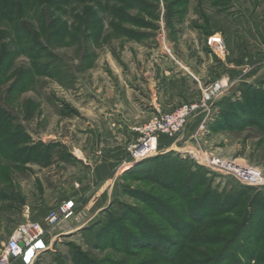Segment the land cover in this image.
Segmentation results:
<instances>
[{
	"label": "trees",
	"instance_id": "obj_1",
	"mask_svg": "<svg viewBox=\"0 0 264 264\" xmlns=\"http://www.w3.org/2000/svg\"><path fill=\"white\" fill-rule=\"evenodd\" d=\"M78 1L83 2L84 7L79 11H82L81 15L74 17L80 25L77 33L82 35L92 25L93 11L85 4L86 0ZM104 1H123L128 8L140 9L141 13H145L153 21L159 19L156 7H151V12L147 11L148 5L142 0ZM209 1L212 6L224 10L223 0ZM187 2L188 0H176L171 5L182 7ZM67 3L68 0H0V26L10 25L15 45L20 46L21 53L27 55L32 62L31 70H21L13 78L6 92L10 93L9 96L26 91L33 82L34 75H56L61 83L60 78L65 73L57 60L42 63L39 60L46 52V48L41 45L42 38L51 42L54 31L61 33L67 29L62 19L52 12L61 11ZM56 7L60 9H55ZM104 10L115 16L119 13L113 6H104ZM30 14H33V20H37L39 24L38 32L34 30L32 20L27 17ZM122 15L124 22L134 28H157L125 15L123 18ZM183 15L184 11L171 12L167 6L163 13L165 25L169 26L170 20ZM114 29L126 33L132 40H139L142 35L116 26ZM205 33L209 34L207 30ZM6 46L2 47L5 53L0 59V84L10 70V65L6 67L10 54L6 52ZM237 92L239 99L234 102L228 96L217 103L219 114L209 129L236 132L256 128L264 133V83L242 84ZM28 118V114L19 118L14 111L0 104V162L3 160L5 167L23 173L27 164L49 166L55 155L59 160H70L59 145L29 141L21 126ZM174 156L173 152L158 155L129 166L124 171L125 176L155 185L154 195L143 194L140 198L145 209L136 210L131 206L118 205L111 210L110 207L118 196L117 190L116 197L101 213L103 221L97 220L81 229L89 251H108L112 255H118V258L113 260L109 254L99 259L90 252L72 248L71 264H126L127 259L141 256L142 252L146 253L144 264H264V189L236 186L230 190L218 191L212 187V180L207 178L203 169ZM170 169L175 172L170 173ZM2 181L9 184L11 182L0 168V184ZM7 193L8 190L4 189L0 192V197H12V193ZM15 198L18 202L19 197ZM10 208L14 209L12 206Z\"/></svg>",
	"mask_w": 264,
	"mask_h": 264
},
{
	"label": "rangeland",
	"instance_id": "obj_2",
	"mask_svg": "<svg viewBox=\"0 0 264 264\" xmlns=\"http://www.w3.org/2000/svg\"><path fill=\"white\" fill-rule=\"evenodd\" d=\"M147 3L148 10L152 11L151 7H156V15H159V19L152 20L145 13H141L139 9H130L127 7L126 2H107L104 0H86L85 4L92 8L93 16L91 18L92 25L88 31L84 34L77 33L79 29V22L75 20V15H81L79 12L84 4L78 0H68V3L63 6L61 11L52 10L54 15L62 19V23H65L67 29L65 32L58 33L54 31V35L48 42L46 38H42L41 45L46 48L45 54H42L39 62L57 60L60 64L59 67H63L65 75L60 78L59 83L56 75L49 76H33V82L29 88L17 95L6 93L9 86L13 82V78L18 75L21 70H31L32 62L27 55L21 53L20 46H16L14 43L13 33L10 25L0 26V59L4 56L3 45H7L6 52H10L6 67L10 65V70L5 80L0 84V104L6 109L14 111L22 118L24 115H29V118L21 123V126L25 129L29 141L32 140H48L49 137H57L60 139L68 138L73 140L74 134L72 133L71 123L65 122V117L68 112L75 107H80V88L82 85L85 91L93 89L96 81H102L101 71L108 69L107 59L110 57L121 56L125 46L135 43L146 44L149 47L160 48L162 53L169 58H177V52L181 54L195 56L192 52L191 45L194 40L196 29L200 25H207L210 22L213 26L220 22L219 17L235 18L240 16L241 10L247 7L248 3H244L242 0H223L224 10L219 7H214L209 0H188L182 7H175L171 5L176 0H142ZM216 2V0H213ZM104 6L115 7L119 13L115 15L112 12L105 11ZM169 7L171 12L184 11V15L173 18L170 20V25L166 26V20L163 18V13L166 7ZM221 6V5H220ZM55 9H60L56 7ZM73 11V12H72ZM65 12V13H64ZM67 13V14H66ZM72 13V14H70ZM124 15L128 18L131 17L143 23H149L148 25L157 26L156 29H140L134 28L131 24L124 22L121 18ZM32 20L34 30L38 32L39 24L37 20H33V14L27 15ZM114 26L121 30H131L134 32H140L142 35L139 40L129 39L124 33L118 32L114 29ZM57 29V28H56ZM214 29V28H213ZM216 29V28H215ZM221 29V28H220ZM216 29L215 31H220ZM211 34L213 31L208 30ZM4 32V34H3ZM6 32V34H5ZM123 32V31H122ZM58 33V34H57ZM41 36V35H40ZM220 37L224 44L225 41L222 35ZM168 51L169 55L167 54ZM226 53V52H224ZM32 55V54H31ZM48 57H52L49 59ZM173 58V59H174ZM6 60V59H5ZM4 60V61H5ZM5 68V67H4ZM51 73H53L51 71ZM110 73V72H109ZM111 74V73H110ZM29 77V75H26ZM63 78V79H62ZM26 79V78H25ZM206 84H208L206 82ZM204 84V86L206 85ZM200 98V96H199ZM68 111V112H66ZM217 117L214 119L216 120ZM82 119L85 121L87 117H82L76 120L73 124L75 127L82 124ZM214 121V120H213ZM144 122L138 123L135 127L142 125ZM214 123V122H213ZM211 131V130H210ZM210 137H207L206 128H201L198 133L196 132L195 138L202 139L203 142H194L193 152H197L200 158H217L226 163H233L242 167H252L260 171L264 180V133L256 128H246L240 131H220L213 130L210 132ZM171 139L165 135H157ZM155 136V137H157ZM178 137V136H176ZM175 138V137H174ZM194 138V141H196ZM198 144V145H197ZM62 152L67 153L66 148H61ZM127 150V148H126ZM75 151H78L76 149ZM80 159L84 158L79 152H75ZM176 157L184 161H188L193 165H196L203 169L207 173V178L212 180V187L218 191L230 190L236 186L247 187L259 190L262 187L245 186L235 180L232 176L225 174L219 170L212 169L203 164H200V160H195L191 151L173 153ZM59 159V157H56ZM157 164L160 163L156 162ZM0 168L5 176L10 179V184L6 181H2L0 184V192L4 189L8 190V193H12V197L3 199L0 197V248L11 237L15 229L22 223L20 219V212L17 211V203H23L24 201H31L34 198H43L46 201H52L55 198L59 199L66 194L68 189V182L74 180V168L69 165H53L50 168L43 169L38 166L29 164V169L24 174L15 172L10 168L5 167L6 164L0 162ZM5 165V166H4ZM192 171H195L190 167ZM175 172L174 169H170V173ZM70 178V179H68ZM76 178V177H75ZM68 179V180H67ZM155 185L148 181L136 179L134 177H128L122 174L121 180L118 184V196L113 204L111 210L118 205L131 206L136 210L145 209L141 203V196L147 194H155ZM15 196H18V202ZM137 199H136V198ZM11 199V200H10ZM13 200V201H12ZM11 205L14 209L10 210ZM182 212V210H180ZM103 221V216L97 219ZM88 227V226H85ZM83 227V228H85ZM75 229L70 226L69 220L62 219L57 223L50 231L52 233H62L49 252L41 255L37 264H71L70 262V250L72 248H79L81 251L90 252L92 256L96 258L110 257L114 260L118 258V255L111 254L110 252H95L89 251L85 245V235L81 232V229ZM141 256L127 259L126 264H144L143 259L146 253L142 252ZM244 259H242V262Z\"/></svg>",
	"mask_w": 264,
	"mask_h": 264
},
{
	"label": "crops",
	"instance_id": "obj_3",
	"mask_svg": "<svg viewBox=\"0 0 264 264\" xmlns=\"http://www.w3.org/2000/svg\"><path fill=\"white\" fill-rule=\"evenodd\" d=\"M242 1L248 4L240 16L219 17L222 23L216 26L208 22L195 27L191 48L196 58L177 52V58L171 59L159 47L135 43L125 46L121 56L107 59L108 69L101 71L102 81H96L95 87L88 91L82 85L80 107L66 111L64 119L72 124L73 140L59 136H51L47 141L32 140L64 147L70 157L68 161L54 157L47 167L32 165L43 169L54 164L69 165L74 168L76 178L67 181L66 194L59 199L46 201L38 197L19 203L17 211L22 223L41 222L50 210L66 201L74 202L75 212L84 211L87 215L84 225L77 226L69 220L70 226L80 229L95 223L116 197L124 171L136 164L126 150L137 138L132 130L135 125L148 120L156 110L166 113L182 103L197 100L206 82L224 78L229 86L213 102L212 118L192 117L175 138L154 137L145 159L169 152H192L194 142H203L194 137L202 127L210 137L209 126L219 114V101L228 96L232 102L239 99L237 88L242 84L264 83V0ZM215 28L221 29L217 32ZM207 29L213 32L206 34ZM219 33L225 41L226 53H220L214 45ZM82 117L88 119H82V124L75 127L73 123ZM75 152L84 158L80 159ZM25 168L22 174L28 171L29 164ZM62 235L49 231L45 240L52 248ZM13 264L21 263L18 260Z\"/></svg>",
	"mask_w": 264,
	"mask_h": 264
},
{
	"label": "built area",
	"instance_id": "obj_4",
	"mask_svg": "<svg viewBox=\"0 0 264 264\" xmlns=\"http://www.w3.org/2000/svg\"><path fill=\"white\" fill-rule=\"evenodd\" d=\"M214 43L220 53L225 52V44L221 38H216ZM166 52L169 55L167 50ZM228 86V81L224 78L207 84L200 88V98L197 100L182 103L166 113L156 110L142 125L134 127L132 130L137 138L127 147L132 163H138L148 156L149 143L155 136L174 138L182 133L192 117L202 116L205 120L212 118V104ZM191 153L195 160L201 161L200 164L224 172L245 186H264L263 177L255 168L226 163L217 158H200L197 152ZM86 216L84 211H74V202L66 201L50 210L41 222L21 223L1 246L0 264H13L18 260L21 264H36L40 255L51 249L45 236L57 223L67 219L74 225H84Z\"/></svg>",
	"mask_w": 264,
	"mask_h": 264
}]
</instances>
